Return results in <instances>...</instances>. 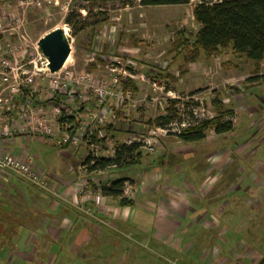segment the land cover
I'll use <instances>...</instances> for the list:
<instances>
[{"label": "rangeland", "instance_id": "rangeland-1", "mask_svg": "<svg viewBox=\"0 0 264 264\" xmlns=\"http://www.w3.org/2000/svg\"><path fill=\"white\" fill-rule=\"evenodd\" d=\"M66 3L64 11L61 7ZM197 3L191 0L182 6L141 7L137 0L131 7H125L120 2L59 0L57 6L15 12V2H11V10L23 18V29L30 43L54 29L66 32L71 46L66 66L71 72L72 84L84 73L94 81L102 78L107 81L105 68L96 70L89 66L91 58L97 59V55L108 57L123 49L136 63L131 72L137 88L133 106L114 110L102 125L91 129L102 131L103 144L112 139L113 146H122V141L128 139L130 125L139 132L155 131L157 127L149 122L163 115L165 93L172 92L182 99L180 121L176 120L174 131L158 136L156 154L147 155L140 149V164L104 172L110 181L145 179V171L153 172L150 180L157 179V184L147 182V193L142 195L144 201L151 204L149 207L158 208L161 215L170 213L174 219L181 213L184 202L190 204L191 210L176 219L179 224L176 233H162L163 237H157L148 224L110 231L123 248L119 255L127 253L119 257V264H256L264 255V59L256 74L252 62L231 50L219 51L211 57L201 53L195 61L187 50L178 53L177 33L183 31L184 39L190 41L198 29L192 17ZM70 14L72 19L68 26L65 20ZM85 92L88 91L80 84L79 94ZM214 96L222 101L225 110L233 112L226 119L232 124V130L219 135L207 131L203 141L181 142L177 130L215 117L210 104ZM53 128L61 127L56 122ZM29 148L30 154L37 155L44 168L62 170L65 158L58 148L38 141ZM87 148L83 146L75 155L66 150L71 161L67 162L74 169L82 162ZM161 153L163 166L160 165ZM149 162L150 165H146ZM138 181L135 178L129 182L133 185V206L141 203L139 195L144 182ZM208 181L212 182L206 188ZM201 182L205 183V189L210 188L205 194L198 190ZM95 190L101 192L100 187ZM154 193L173 200L171 208L155 205ZM178 195H183L184 201H180ZM108 201L114 202L113 199ZM132 209L136 214L139 208ZM142 212L139 213L153 217L148 211ZM82 214L88 220L91 218L87 213ZM102 223L108 224V221ZM109 249L111 246L99 250L116 263L117 255Z\"/></svg>", "mask_w": 264, "mask_h": 264}, {"label": "built area", "instance_id": "built-area-1", "mask_svg": "<svg viewBox=\"0 0 264 264\" xmlns=\"http://www.w3.org/2000/svg\"><path fill=\"white\" fill-rule=\"evenodd\" d=\"M12 1L0 0V171L19 183L50 193L45 173L35 166L30 156H13L7 148L8 143L15 136H22L27 140L67 144L73 155L79 153L83 146L88 147L76 169L80 180L85 177L76 189L81 199L77 207L84 213L90 211L86 207L87 202H91L95 208L104 207L106 201L112 198L103 196L95 189L101 182H110L104 172L107 168L88 169L98 160L113 159L119 147L112 145V139L103 144L102 131L94 132L91 129L102 125L114 110L125 105L133 106L135 95L126 83L128 79L133 80L131 72L136 63L123 49L108 57L97 55V59L91 58L95 63L89 65L94 64L96 70L105 68L108 72L107 81L103 78L94 81L84 73L72 84L71 72L66 66L70 54L59 71L49 72L48 61L40 53L38 41L29 42L23 29V18L15 14L17 9L41 10L57 6L59 0H14L15 12L11 10ZM66 8L67 3L61 7L64 11ZM80 84L88 91L84 95L79 94ZM160 90H163L162 86ZM170 100L180 103L182 99L172 92H166L162 99L164 111ZM179 105L176 106L178 112L181 110ZM61 118L70 122L60 123ZM56 122L61 127L57 130L53 128ZM175 126L176 122H172L165 128L139 132L130 125L128 139L122 141L121 145H137L142 153L154 155L158 147V136L174 131L172 127ZM132 190L133 185L124 182L119 199H132Z\"/></svg>", "mask_w": 264, "mask_h": 264}, {"label": "crops", "instance_id": "crops-1", "mask_svg": "<svg viewBox=\"0 0 264 264\" xmlns=\"http://www.w3.org/2000/svg\"><path fill=\"white\" fill-rule=\"evenodd\" d=\"M37 141L45 146L52 145L59 149L60 155L65 158L61 171L55 170L54 167L44 168L39 157L30 154L29 145ZM7 148L15 157L21 158L27 155L33 159L35 166L45 173L50 193L40 191L25 183H19L13 177L5 176L0 171V219L9 223L13 229L12 248L0 250V264H119V257L127 256V253L122 252L119 255L123 248L119 247L118 240L110 231L115 232L148 224L157 237H163L162 233L167 235L176 233L179 226L176 219L183 217L184 211L191 210L190 204L184 202V207L180 208L181 213L174 219L170 213L164 212L161 215L158 208L149 207L151 204L144 201L142 195L147 193V182L155 185L157 179L150 180L151 174L154 175V173L145 171L143 173L145 179L135 177L138 178V182H144V185L143 192L139 195L141 203L136 202L134 206L139 208L137 213L146 211L153 217L140 213L136 215L137 213H133L132 209L134 206L120 208L115 202L107 200L104 207L101 208H95L91 202L86 203V207L90 209L87 214L91 217L88 220L83 216L84 212L77 207L81 199L78 198L76 189L79 188L85 177L80 180L75 173L78 164L74 169V166L67 162L70 161V155L66 153V150L70 151L67 144L56 145L37 139L27 140L22 136H15L8 143ZM163 162V153H161V166H163ZM148 164L150 165V162L146 165ZM135 178L124 179L135 181ZM204 182H201L198 188L201 194L210 190V188L203 187ZM210 183L208 181V184L205 185L206 188ZM186 186L188 187L187 184ZM191 188L194 189V187ZM169 189L175 190L174 188ZM193 193H195V189ZM154 195L156 194L154 193ZM156 196L157 198H154L157 200L155 205L162 204L164 209L168 206L171 208L170 201L173 200L164 199L161 195ZM177 197L180 201H184L183 195ZM161 199L165 203L160 201ZM152 205L154 204L152 203ZM130 209L133 211L131 212ZM140 215L141 217H138ZM103 221H108V224L102 223ZM105 246H111L110 252L115 251L116 263L113 262V258L108 259V256L99 250Z\"/></svg>", "mask_w": 264, "mask_h": 264}, {"label": "trees", "instance_id": "trees-1", "mask_svg": "<svg viewBox=\"0 0 264 264\" xmlns=\"http://www.w3.org/2000/svg\"><path fill=\"white\" fill-rule=\"evenodd\" d=\"M99 3L120 2L125 7H131L137 0H94ZM192 10V17L197 24V31L188 41L184 39V32H178L175 40L177 52L187 50L191 60H196L199 54L207 57L216 56L219 51L231 50L234 54L243 55L253 63L255 73H258L260 63L264 59V0H197ZM191 0H138L141 7L155 6H182L188 5ZM72 14L68 15L65 22L71 24ZM184 34V35H183ZM91 68L94 64L89 65ZM130 87L137 94V88L131 80H127ZM179 101L170 100L165 108L164 115L149 122L157 128H165L172 122L179 120V112L176 106ZM210 104L215 111V117L194 122L185 129H181L177 138L183 143H195L203 141L207 131L215 135L225 134L232 130V124L227 117L233 115L232 111L224 109L222 101L214 96ZM62 122H70L62 119ZM110 129V127H109ZM142 154L138 152L137 145H122L118 148L113 159H101L95 162L89 170L110 169L112 165L118 168L123 165L140 164ZM149 165V164H148ZM128 179L101 182L99 187L101 194L112 198L120 208L132 207V199H119L124 182ZM13 229L9 223L0 219V249L12 248L11 239ZM256 264H264V255Z\"/></svg>", "mask_w": 264, "mask_h": 264}, {"label": "water", "instance_id": "water-1", "mask_svg": "<svg viewBox=\"0 0 264 264\" xmlns=\"http://www.w3.org/2000/svg\"><path fill=\"white\" fill-rule=\"evenodd\" d=\"M40 53L48 61L51 73L59 71L70 54V39L63 29H54L38 40Z\"/></svg>", "mask_w": 264, "mask_h": 264}, {"label": "bare ground", "instance_id": "bare-ground-1", "mask_svg": "<svg viewBox=\"0 0 264 264\" xmlns=\"http://www.w3.org/2000/svg\"><path fill=\"white\" fill-rule=\"evenodd\" d=\"M65 29V28H64ZM65 32V31H64Z\"/></svg>", "mask_w": 264, "mask_h": 264}]
</instances>
